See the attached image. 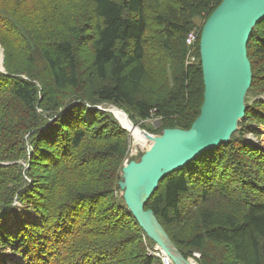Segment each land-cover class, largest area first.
I'll use <instances>...</instances> for the list:
<instances>
[{
	"label": "trees",
	"instance_id": "1",
	"mask_svg": "<svg viewBox=\"0 0 264 264\" xmlns=\"http://www.w3.org/2000/svg\"><path fill=\"white\" fill-rule=\"evenodd\" d=\"M221 2L0 0V264L159 263L116 195L132 136L105 110L154 136L189 130L204 95L201 30ZM247 57L229 143L164 177L144 206L197 264H264V19Z\"/></svg>",
	"mask_w": 264,
	"mask_h": 264
},
{
	"label": "water",
	"instance_id": "2",
	"mask_svg": "<svg viewBox=\"0 0 264 264\" xmlns=\"http://www.w3.org/2000/svg\"><path fill=\"white\" fill-rule=\"evenodd\" d=\"M262 19L264 0H222L205 21L199 39L204 84L199 116L187 131L165 129L159 136L143 131L151 145L121 170L118 187L124 204L144 235L174 264H188L189 260L182 257L144 206L164 177L229 143L246 112L245 97L252 76L247 44Z\"/></svg>",
	"mask_w": 264,
	"mask_h": 264
},
{
	"label": "rangeland",
	"instance_id": "3",
	"mask_svg": "<svg viewBox=\"0 0 264 264\" xmlns=\"http://www.w3.org/2000/svg\"><path fill=\"white\" fill-rule=\"evenodd\" d=\"M2 56V57H1ZM1 58H3V55H2V50L0 49V68L2 67V59ZM0 71H2V70H0ZM256 99H257V97H255ZM263 100H264V98H263ZM250 103H251V101H250ZM112 107H109V108H107V110L108 109H111ZM148 122V124L147 125H149V126H152L151 125V123L149 122V121H147ZM154 122H152V124H153ZM137 127V126H136ZM252 127H254L253 125H252ZM139 128V127H138ZM140 129V128H139ZM258 129H259V131H260V136L259 137H256L257 138V141L261 144V145H264V128L263 127H258ZM142 130V129H141ZM144 131V130H143ZM130 135H131V133H130ZM151 135V134H150ZM256 138H252V140L251 141H253V142H257L256 141ZM131 139H132V137H131ZM147 148L144 146V145H141V144H136V145H134L133 144V140H132V142H131V145H130V147H129V151H128V154H127V156L125 157V159H124V161H123V165H124V163H125V161L128 159L129 161H131L132 159H135V160H138L140 157H138V155L139 154H143L144 152H145V150H146ZM116 195L119 197V198H122V193H121V191L119 190L117 193H116ZM145 235H143L142 236V240H143V243H144V245H145V249H146V253H147V256H149L148 255V251L149 250H153V248H154V246L155 245H153L152 247L150 246V244L146 241V239H145ZM147 238V237H146ZM196 258H198L199 257V255H194ZM150 257V256H149ZM151 258H153V257H151ZM154 259H156V258H154ZM158 260V259H157ZM159 261V260H158ZM159 264V263H158ZM197 264V263H196Z\"/></svg>",
	"mask_w": 264,
	"mask_h": 264
},
{
	"label": "bare ground",
	"instance_id": "4",
	"mask_svg": "<svg viewBox=\"0 0 264 264\" xmlns=\"http://www.w3.org/2000/svg\"><path fill=\"white\" fill-rule=\"evenodd\" d=\"M107 112H110L115 117V119L118 120V122L121 124V127L124 130L131 133L134 145L141 144L144 145L146 148H148L151 145V142L144 137V134L142 133L143 130L139 129L138 127L136 128V126H134L131 122H129L130 121V120L128 121L129 118L128 119L126 118V116L124 115L125 113L123 111L112 107L111 109H108ZM131 161H135V160H131ZM129 162L130 161L128 160V163ZM124 166L125 163L123 167ZM188 264H196V262L192 259H189Z\"/></svg>",
	"mask_w": 264,
	"mask_h": 264
},
{
	"label": "built area",
	"instance_id": "5",
	"mask_svg": "<svg viewBox=\"0 0 264 264\" xmlns=\"http://www.w3.org/2000/svg\"><path fill=\"white\" fill-rule=\"evenodd\" d=\"M197 40H198V33L195 30L188 33V35L185 38V44H186V47L188 49V54H187V63L188 64L195 61L194 51H195V46H196ZM262 100H263V98H262ZM246 138L248 140H252L253 137L251 135H247ZM126 164H128V159L125 161V165ZM148 255L150 257L158 259L159 264H174L171 261V259L168 258L156 245L154 246L153 250L148 251Z\"/></svg>",
	"mask_w": 264,
	"mask_h": 264
}]
</instances>
